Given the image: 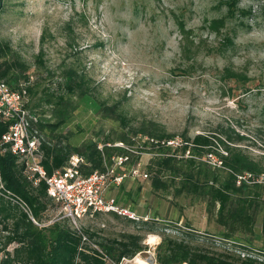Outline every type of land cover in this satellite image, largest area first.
Wrapping results in <instances>:
<instances>
[{
	"label": "rangeland",
	"instance_id": "obj_1",
	"mask_svg": "<svg viewBox=\"0 0 264 264\" xmlns=\"http://www.w3.org/2000/svg\"><path fill=\"white\" fill-rule=\"evenodd\" d=\"M242 9L249 11L244 14ZM227 10L224 0H2L0 39L9 41L28 64L34 92L30 103L37 111L51 104L54 108V100L47 102L48 94L54 92L57 99V94L66 92L63 72L73 66L92 77V87L101 99L118 103L129 117V126L157 121L175 132L176 146L183 133L219 134L232 126L245 134L241 145L264 168V0H239L235 15L219 25L220 31L214 30L211 20L228 16ZM180 19L191 33L180 27ZM43 30L47 32L44 42ZM41 46L44 63L37 59ZM71 102L76 106L67 123L54 132L45 129L52 142L61 139L79 145L96 140L98 133L115 135L125 129L118 120L102 115L95 97L74 95ZM52 117L53 122L58 119L54 110ZM145 139L147 135L139 133L133 148L138 149ZM154 153L148 149L135 153L147 176L128 174L122 186L113 185L108 193L138 213L172 222L165 226L160 220L168 233L182 235L188 224L222 244L220 238L209 235L219 233L222 226L214 213L209 216L203 197L177 195L174 186L153 188L147 167ZM217 157L210 156L209 161L214 163ZM132 163L120 171L129 172ZM59 210L60 204L51 200L40 219H53ZM80 225L104 237L140 228L107 212L87 215ZM243 236L255 247L246 251L264 260V236ZM160 237L146 232L143 241L149 248L118 264H156L153 252ZM13 245H8L11 250Z\"/></svg>",
	"mask_w": 264,
	"mask_h": 264
},
{
	"label": "trees",
	"instance_id": "obj_2",
	"mask_svg": "<svg viewBox=\"0 0 264 264\" xmlns=\"http://www.w3.org/2000/svg\"><path fill=\"white\" fill-rule=\"evenodd\" d=\"M224 2L228 6L226 14L228 16L213 18L209 24L216 31H220L219 25L225 24L227 17L235 15L239 0H224ZM241 11L247 14L249 10ZM180 24V27L187 31L182 19ZM191 31L188 30L187 33ZM41 33V41L44 42L47 32L43 30ZM225 39L229 43L233 42L227 36ZM44 54L45 49L41 46L37 54V59L41 63H44L42 60ZM21 59V55L12 48L9 41L3 42L0 39V76L13 87L19 86L21 81L29 78L27 75L29 66ZM63 74L66 78L63 86L66 92L57 94V99H54L56 95L54 92L48 94L47 100L49 104L54 100V108L51 104L49 109L52 115L54 110L58 119L53 122L54 117L51 115V120H43L40 124V129L46 135L41 146L44 150L42 160L47 173L51 174L56 168L66 166L69 156L73 153L85 158L82 171L88 173L104 168L105 161L111 163V155L115 153H128L131 158L129 162L136 163L138 155L133 151L137 153L146 149L155 151L147 167L152 175L153 188L167 190L170 186H174L177 195L187 193L191 196L203 197L206 200L209 216L214 213L216 222L222 226L219 233L209 235L212 238H220L222 244H218L216 238L210 241L188 224L186 225L189 228L181 230L182 235H179L166 231L165 226L172 225L170 221L163 220L167 222L164 223L161 220L165 225L163 226L157 220L136 222L126 218L135 222L140 228L120 232L115 237H104L88 226L81 227L90 239L82 242L81 233L74 228L68 218L62 217L44 227H39L23 211L0 198V251L4 252L0 264H118L123 258L133 257L136 253H143L149 248L148 243L143 241L146 232L161 235L153 252L156 264H264L263 258L255 257L246 251L255 247L251 245L252 240L249 237L243 236L246 233L264 236L262 194L264 184L262 182L251 184L247 181L238 184L236 180L239 173L246 171L256 175L264 173L260 161L247 153L241 145L245 134L232 126L224 128L219 134L198 132L191 136L183 133L181 144L176 146L167 141L176 137L175 132L167 131L157 121L144 122L137 128L129 126L128 115L119 109L117 102L110 104L96 94L92 87L93 79L85 71L78 72L72 66L67 67ZM229 74L231 75L230 72ZM235 74L238 73H233ZM27 89L30 94L33 92L32 85L29 84ZM74 95L79 99L84 96L95 97L102 115L118 120L125 129L115 135L98 133L96 140L84 141L79 145L62 143L60 138L52 142L45 129L54 132L67 123L70 110L76 106L71 102ZM29 104L32 106L30 101ZM7 128V125L0 121V132ZM141 132L147 135L148 139L143 140L144 143L138 149H134L136 136ZM116 141L127 146L122 147L116 144ZM100 143L103 144L102 147L99 146ZM211 154L219 157L221 161L219 165L209 161ZM17 158L15 154L7 150L3 151L0 147V174L5 187L22 195L25 201L32 205L33 214L41 218V214L47 210L52 200L46 188L47 183L42 180L39 185H35L23 174V165L17 161ZM166 176L170 179H166ZM100 213L96 214L100 215ZM110 214L115 217L122 216L118 213ZM257 220L261 223L260 230L256 229ZM93 237L100 239L93 242ZM12 243L15 244L10 250L8 245ZM93 243L103 252L95 248ZM243 252L245 255H242Z\"/></svg>",
	"mask_w": 264,
	"mask_h": 264
},
{
	"label": "built area",
	"instance_id": "obj_3",
	"mask_svg": "<svg viewBox=\"0 0 264 264\" xmlns=\"http://www.w3.org/2000/svg\"><path fill=\"white\" fill-rule=\"evenodd\" d=\"M30 82V79H24L19 83V86L13 87L4 77L0 76V121L8 127L7 130L0 132V147L3 151L7 150L18 157L17 161L21 162L24 168L23 174L32 180L35 185H39L42 180L46 181L48 194L53 202L60 204V210L53 219L41 220L37 218L33 214L32 205L27 203L22 195L5 187L1 174L0 198L11 206H16L23 211L39 227H44L62 217L68 218L74 228L81 233L82 242L90 240L80 227L81 220L87 215L95 216L97 215L96 213L107 212L118 213L126 219L136 220V222L149 219L162 220L159 216L152 217L148 213H138L135 208L123 202L117 195L108 193L113 185L120 186L124 183L128 174L134 178L140 177L142 174L148 175V172H143L140 169L141 163L139 160L131 165L128 169L129 172L120 171L119 168L126 165L130 160L128 153L112 154L111 163L105 161L104 168L88 173L82 171V164L85 162V158L73 153L69 156L66 166L56 168L51 174L47 173L42 160L44 150L41 146L46 139V135L40 129V124L43 120H51L52 113L49 108L37 111L29 104L31 100L27 87ZM167 141L171 144L175 143L173 139ZM115 143L122 147L127 146L122 142ZM99 146L102 147L103 144L100 143ZM213 155L211 154L210 156ZM214 163H221V161L217 157ZM263 176L264 174L256 175L246 171L239 173L236 180L238 184L242 181H247L251 184L254 182H262L264 184ZM93 245L100 252H103L95 243ZM9 246L8 249H10ZM3 255L4 252L2 250L0 251V258ZM242 255H245V252Z\"/></svg>",
	"mask_w": 264,
	"mask_h": 264
},
{
	"label": "water",
	"instance_id": "obj_4",
	"mask_svg": "<svg viewBox=\"0 0 264 264\" xmlns=\"http://www.w3.org/2000/svg\"><path fill=\"white\" fill-rule=\"evenodd\" d=\"M152 262H153V263H155V262H156L155 258H154V259H152Z\"/></svg>",
	"mask_w": 264,
	"mask_h": 264
}]
</instances>
